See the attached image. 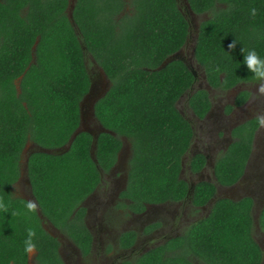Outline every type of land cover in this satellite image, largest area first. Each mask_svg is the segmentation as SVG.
<instances>
[{"label":"trees","instance_id":"trees-1","mask_svg":"<svg viewBox=\"0 0 264 264\" xmlns=\"http://www.w3.org/2000/svg\"><path fill=\"white\" fill-rule=\"evenodd\" d=\"M70 1L0 0V205L5 206L0 208V264H31V254L24 252L29 228L36 232L34 264H64L58 240L44 228L49 222L87 253L91 235L83 203L100 187L102 175L117 166L124 140L131 154L121 195L127 203L120 207L142 212L148 205L188 198L183 158L194 130L178 102L190 95L189 106L201 118L212 105L209 92L195 88L197 78L184 60L159 69L190 43L184 6L178 0H77L73 23ZM188 1L203 18L194 61L208 84L229 90L259 82L243 64L241 48L264 57V0ZM235 39V50L229 49ZM95 63L111 82L96 105V118L115 135H100L97 163L91 154L94 139L86 132L64 154L30 155L26 176L43 218L35 207L27 210L29 201L19 192L24 149L69 144L81 124V102ZM248 96L244 91L238 99ZM259 126L256 119L234 130L236 140L216 163L219 185L229 187L242 178ZM205 163L199 154L186 165L197 173ZM216 193L214 183L200 182L190 196L192 205L206 206ZM253 207L249 197L219 199L207 217L178 237L120 264H262ZM259 223L264 230V209ZM135 238L134 232L124 233L122 248Z\"/></svg>","mask_w":264,"mask_h":264},{"label":"flooded vegetation","instance_id":"flooded-vegetation-1","mask_svg":"<svg viewBox=\"0 0 264 264\" xmlns=\"http://www.w3.org/2000/svg\"><path fill=\"white\" fill-rule=\"evenodd\" d=\"M187 48V46L184 48L183 54ZM184 61L190 66L192 71L195 72V68L198 69L197 71L201 70V67L199 65L196 66V62L193 59L190 62L185 55ZM194 65L196 67H194ZM198 81L207 83L209 88L206 90L209 92L212 107L204 118L194 113L189 106V102L187 106L188 113L185 114L181 111L182 115L189 121L194 130L193 142L189 152L183 158L184 169L182 177H184V175L186 177L183 179L188 182L190 186L200 183V181L214 183L217 188L216 196L218 197H226L235 190L242 193L248 188V184L251 185V183L253 186L252 189L264 196V191L259 187L258 182L259 180L263 181L262 175L258 174L255 176V179L258 180H256L257 182H255V185L252 182V177L249 175L254 161L252 160L254 149L257 147V137L260 131L262 129L264 130V92L259 96L260 99H263V110H261L259 109V99L258 97L255 98V90L250 86L258 82L242 84L241 86L229 90L216 89L208 84L204 72L201 74L199 72L197 73L196 83H198ZM244 91L248 92L249 96L245 101L241 102V99L238 98ZM186 96H188V94L181 97L178 105L185 100ZM256 119L260 120V126L254 135L253 148L244 175L238 183L232 186L224 187L219 185L217 177L215 176L216 163L236 140L233 136L234 130L240 125ZM240 121H242V124L238 125L237 123ZM198 129L205 130V136H203L204 132L201 131V135L198 137ZM199 154L204 155L206 163L201 171L194 173L186 163L188 164L193 157ZM117 173H120L122 176H117ZM105 175H107L112 182L110 191H107L108 188L106 186L103 187V185H106L103 179L100 187H98V189L83 203V207L86 209L84 224L91 235L90 249L87 253H85L78 244H75L72 238L61 229L56 228L50 222L47 224L44 223V228L47 232L56 238L60 244L59 253L64 264H120L123 261L133 259L134 257L149 252L173 237H178L191 225V223H193L194 219L198 218L197 220H199L202 219L204 214L205 217L210 214L212 208L210 204L195 208L192 205L191 197H188L182 202L148 205L142 212H133L127 208L120 207L123 201L127 203V201L121 197L124 191L119 192L124 186L125 176L127 175L125 164H117L110 175L104 174L102 178H104ZM101 188L104 189L103 192L100 191ZM258 193L256 201L252 197L251 198L254 201L253 213L257 215L255 217L256 228L257 231H262L259 233L262 237L258 239L263 238L264 245V230H262L259 223L262 210L264 209V201L260 202L262 199L259 198ZM181 213L183 217L187 215L191 216V219H185L184 223L181 224L183 231L164 237L161 240L157 238L153 241L157 234L163 230V227L169 224L170 220H175ZM158 224L159 226L155 227V225L157 226ZM127 232H134L136 234L135 242L129 248H122V235ZM159 235L161 236V234ZM34 254L35 252L31 254L30 257L31 264H34ZM99 258L101 259L100 262Z\"/></svg>","mask_w":264,"mask_h":264},{"label":"water","instance_id":"water-1","mask_svg":"<svg viewBox=\"0 0 264 264\" xmlns=\"http://www.w3.org/2000/svg\"><path fill=\"white\" fill-rule=\"evenodd\" d=\"M76 1L77 0H71L70 1V7H69V11H68L69 12V18H70V20L73 23H74L73 12H74V9H75ZM178 1L182 5H184L185 14H187L186 16H190L191 17L190 18L191 34H190V40H189L190 43H188V44L191 45V48H192L191 60L192 59L194 60L195 51H196L195 41H196V38H198V34H199V31H200V23H198V24L196 23V21H195L196 14L191 9L189 1L188 0H178ZM194 33L196 34L195 36H194ZM183 52H184V49H182L178 53H176L173 56H171L170 58H168L159 69H163L169 63H171V62H173L175 60H184V58L182 57L183 56ZM93 70L97 71L98 75H97V78L94 77V76L91 77L90 90L85 95V97L83 98V100L81 102V110H80L81 111V124H80L79 128L77 129V131L72 136L69 144L67 146H65L64 148L56 149V150H48V149L36 147L34 145H30V144H28L26 146V148L24 149L23 154H24V157H25V164H24V168L22 169V177H21V184H22L23 190H24L23 197L34 205V207L38 210V213L40 214V216L42 215V213H41V209L39 207V203H38V201L36 200V198L34 196L33 189H32V186H31V182H30L29 178L26 176V169H27V164H28L30 155L32 153L37 152V151L38 152L48 153V154H56V155L57 154H64L67 151H69V149L71 148L73 142L78 137V135H80L83 132H86V133H89L94 139L93 145H92L91 154H92L93 160L97 163L98 161H97L95 152H96L97 147H98V139H99L100 135L103 134V133H108V134H111V135H115L114 132L105 129L99 123V121L96 118V114H95L96 105L102 98L105 97V95L110 90L111 82L108 79V77L106 76V74L103 71V69H101L98 65H96V63H95V67L93 68ZM194 75L197 78V72L196 71L194 72ZM194 89L195 88H192V93H194ZM130 154H131L130 145H127L126 141L124 140V146H123V148H122V150H121V152H120V154L118 156V165L121 164V163H124L126 168H127ZM127 181H128V175L125 176V182L123 184L124 186H123L122 189H120L119 192L125 191V189L127 187V183H128ZM200 182H203V181H200ZM197 184H193V185L190 186L189 192H188V197H190L191 195L194 194V191H195V188H196ZM257 193L258 192L255 191L254 189H250V190L248 189V190L243 191L242 193L241 192H237L235 190L232 193L228 194V196H226V197L215 196L209 202V204L213 207L217 200L223 199V198L230 199V200H233V201H240L243 198H246V197L251 198L252 197L256 201V199L258 197ZM259 198L262 199V201L259 199L260 202L264 201V197H261L260 194H259ZM41 217H43V215ZM255 239H256L258 245L261 247V249L263 251V262H262V264H264L263 238L262 239H258L257 237H255Z\"/></svg>","mask_w":264,"mask_h":264},{"label":"rangeland","instance_id":"rangeland-1","mask_svg":"<svg viewBox=\"0 0 264 264\" xmlns=\"http://www.w3.org/2000/svg\"><path fill=\"white\" fill-rule=\"evenodd\" d=\"M183 3V2H182ZM181 4V3H180ZM182 5V4H181ZM182 6H184V5H182ZM185 8V7H184ZM190 17V16H189ZM191 18V17H190ZM203 19V18H202ZM201 18H198L197 16H196V19H195V21H196V23L198 24V23H200L201 22V20H202ZM196 34L194 33V36H195ZM191 45H189L188 46V48H187V50L185 51V53L183 54V58H184V55H185V57L188 59V61H190L191 62ZM189 62V63H190ZM191 64V63H190ZM194 67H196L195 65H194ZM195 70H196V72L198 73H203V71H202V69L200 70V71H197V68H195ZM91 71H92V74H93V76L94 77H96L97 78V75H98V72L97 71H94L93 70V67L91 68ZM200 78H201V76H200ZM199 81H200V79H199ZM198 81V84L196 85V89H197V87H198V89H207L208 90V86H207V83L206 82H204V81H202V82H199ZM202 85V86H201ZM255 91H254V94H255V98H257L258 97V99H259V109H261V110H263V99H264V97H263V99H260L259 98V96H260V94H262L263 92H264V79L262 80V81H260V82H258L257 84H251L250 85ZM199 87H202V88H199ZM189 97H190V95H188V96H186L185 97V100L183 101V102H181L180 104H179V109H180V111H182V112H184L185 114H187L188 113V108H187V106H188V102H189ZM220 109H222V108H220ZM238 125H240V124H242V121H240V122H238L237 123ZM263 127H264V124H263ZM262 127V128H263ZM201 131H203L204 133H203V136H205V130H203V129H198L197 130V132H198V137H200V133H201ZM257 147L254 149V154H253V157H252V160H254L253 161V163H252V167H251V170H250V173H249V175L252 177V182H253V184L255 185V182H257L258 180L257 179H255L256 177L255 176H257L258 174H260V175H262V180L263 181H261V180H259L258 182H259V187H261V189L264 191V130L262 129L261 131H260V133L258 134V137H257ZM127 145H129L128 143H127ZM262 171V172H261ZM110 175V174H109ZM117 176H122V175H120V173H117L116 174ZM184 175V174H183ZM117 176H113V177H117ZM183 178H186L185 177V175H184V177ZM104 182L106 183V185H103V187L104 186H106L107 188H108V190L107 191H110V189H111V184H112V182H111V180L107 177V175H105L104 176ZM257 180V181H256ZM112 187H113V185H112ZM253 188V186H252V183H251V185H249L248 184V188L246 189V190H250V189H252ZM101 192H103L104 191V189L103 188H101V190H100ZM19 192L21 193V194H23V192H24V190H23V186H22V184L20 185V190H19ZM261 195V197H264L262 194H260ZM104 200H106V199H104ZM255 217L257 216L256 215V213H255V215H254ZM205 217V214H204V216L202 217V218H204ZM185 219H191V216H189V215H187V216H184L183 217V214L181 213L180 215H178V217H176V219L175 220H170V223L169 224H167L165 227H163V230L162 231H160V233L159 234H161V236L159 235V234H157V236L155 237V239L153 240V241H155L157 238H158V240H161V239H163L164 237H167V236H170V235H173V234H176V233H180L181 231H183V228L181 227L182 225L181 224H183L184 223V220ZM198 218H196V219H194L193 220V222L194 221H196ZM167 221V220H166ZM122 224V223H121ZM171 232V233H170ZM262 231H257V228H256V226H255V229H254V233H255V236L257 237V238H261L262 237V235L261 234H259V233H261ZM163 244V243H162ZM161 245V244H160ZM101 261V259L99 258V262Z\"/></svg>","mask_w":264,"mask_h":264},{"label":"clouds","instance_id":"clouds-1","mask_svg":"<svg viewBox=\"0 0 264 264\" xmlns=\"http://www.w3.org/2000/svg\"><path fill=\"white\" fill-rule=\"evenodd\" d=\"M249 13L252 17L257 15L256 8H251ZM239 43L236 39L228 46L229 49L235 50L236 45ZM241 52L243 54V64L246 66L247 70L253 73L256 79L261 80L264 79V57L257 53L255 49H249L245 53L243 47L241 48ZM5 206L0 205V208H4ZM34 205L29 202L26 205L28 211L33 209ZM36 232L29 228L27 230V238L24 240V252L26 254H33L36 250Z\"/></svg>","mask_w":264,"mask_h":264}]
</instances>
